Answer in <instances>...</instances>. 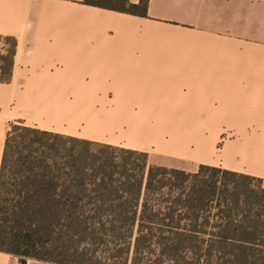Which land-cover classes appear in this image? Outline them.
<instances>
[{
  "label": "crops",
  "instance_id": "0c3cea01",
  "mask_svg": "<svg viewBox=\"0 0 264 264\" xmlns=\"http://www.w3.org/2000/svg\"><path fill=\"white\" fill-rule=\"evenodd\" d=\"M16 121L155 147L166 168L216 167L264 188V0H147L146 17L0 0V165ZM145 123L164 124V147L136 142ZM0 264L19 261L0 253Z\"/></svg>",
  "mask_w": 264,
  "mask_h": 264
},
{
  "label": "trees",
  "instance_id": "16d2710c",
  "mask_svg": "<svg viewBox=\"0 0 264 264\" xmlns=\"http://www.w3.org/2000/svg\"><path fill=\"white\" fill-rule=\"evenodd\" d=\"M83 3L146 17L147 0ZM148 159L146 151L9 123L0 253L19 264H264L259 178Z\"/></svg>",
  "mask_w": 264,
  "mask_h": 264
},
{
  "label": "rangeland",
  "instance_id": "374dc122",
  "mask_svg": "<svg viewBox=\"0 0 264 264\" xmlns=\"http://www.w3.org/2000/svg\"><path fill=\"white\" fill-rule=\"evenodd\" d=\"M142 125V132L141 135H138L136 133V142L141 143L147 140H153L155 144L159 147H164L165 145V130H164V124L163 123H156V124H150L145 123ZM140 150L146 151L148 153L149 157V163L153 165H165L166 163V157L165 155L158 150V148L151 147V146H145L142 148H139Z\"/></svg>",
  "mask_w": 264,
  "mask_h": 264
}]
</instances>
